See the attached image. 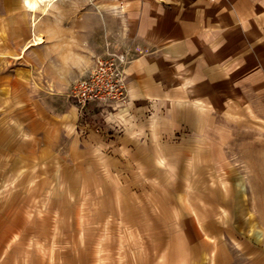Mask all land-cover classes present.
<instances>
[{"label": "rangeland", "instance_id": "1", "mask_svg": "<svg viewBox=\"0 0 264 264\" xmlns=\"http://www.w3.org/2000/svg\"><path fill=\"white\" fill-rule=\"evenodd\" d=\"M21 1L0 0V264H264L262 61L221 107L183 78L132 101L130 63L125 103L82 106L96 58L132 43L90 55L62 33L94 0H55L36 27Z\"/></svg>", "mask_w": 264, "mask_h": 264}, {"label": "crops", "instance_id": "2", "mask_svg": "<svg viewBox=\"0 0 264 264\" xmlns=\"http://www.w3.org/2000/svg\"><path fill=\"white\" fill-rule=\"evenodd\" d=\"M94 1L90 7L95 9L88 8L83 15L76 13L79 8L74 10L62 33L78 34L90 55L104 39L132 43L133 59L127 69L132 101L142 103L174 91L183 78L195 84L192 87L200 100L221 107L223 92L235 91L247 81L255 85L260 73L256 62L264 65V0ZM118 2L121 16L109 13L119 7ZM21 5L32 17L24 0ZM97 12L105 14L98 19ZM58 33L61 37V27ZM66 40L59 38L58 44ZM31 44L25 49L35 46ZM81 58L72 56V60ZM71 67L80 68L78 64ZM241 74L243 81L237 78Z\"/></svg>", "mask_w": 264, "mask_h": 264}, {"label": "built area", "instance_id": "3", "mask_svg": "<svg viewBox=\"0 0 264 264\" xmlns=\"http://www.w3.org/2000/svg\"><path fill=\"white\" fill-rule=\"evenodd\" d=\"M132 48L123 52L107 51L108 59L96 58V64L90 79L81 80L73 89V96L85 106L91 101L102 105L126 102V66L133 59ZM101 82V84L99 83Z\"/></svg>", "mask_w": 264, "mask_h": 264}, {"label": "bare ground", "instance_id": "4", "mask_svg": "<svg viewBox=\"0 0 264 264\" xmlns=\"http://www.w3.org/2000/svg\"><path fill=\"white\" fill-rule=\"evenodd\" d=\"M27 4L32 11L33 26L36 27L41 16L47 14L51 6H53L55 0H26ZM41 40V36H36L35 41L32 45L38 44Z\"/></svg>", "mask_w": 264, "mask_h": 264}]
</instances>
